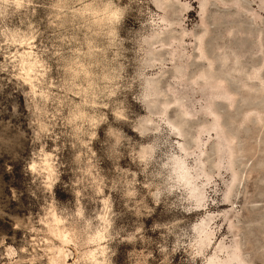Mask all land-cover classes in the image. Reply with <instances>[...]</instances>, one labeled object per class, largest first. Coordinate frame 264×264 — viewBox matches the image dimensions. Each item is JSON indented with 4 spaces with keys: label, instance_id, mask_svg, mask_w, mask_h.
<instances>
[{
    "label": "rangeland",
    "instance_id": "obj_1",
    "mask_svg": "<svg viewBox=\"0 0 264 264\" xmlns=\"http://www.w3.org/2000/svg\"><path fill=\"white\" fill-rule=\"evenodd\" d=\"M0 264H264V0H0Z\"/></svg>",
    "mask_w": 264,
    "mask_h": 264
}]
</instances>
